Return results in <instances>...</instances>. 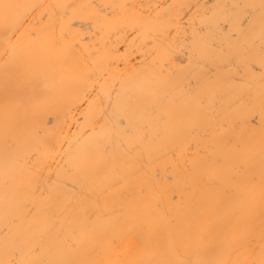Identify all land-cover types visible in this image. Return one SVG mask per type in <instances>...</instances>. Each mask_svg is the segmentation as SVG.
Wrapping results in <instances>:
<instances>
[{
	"label": "bare ground",
	"instance_id": "6f19581e",
	"mask_svg": "<svg viewBox=\"0 0 264 264\" xmlns=\"http://www.w3.org/2000/svg\"><path fill=\"white\" fill-rule=\"evenodd\" d=\"M0 264H264V0H0Z\"/></svg>",
	"mask_w": 264,
	"mask_h": 264
}]
</instances>
